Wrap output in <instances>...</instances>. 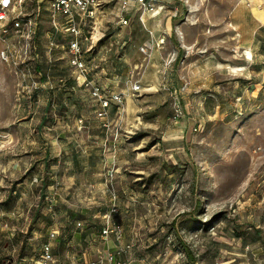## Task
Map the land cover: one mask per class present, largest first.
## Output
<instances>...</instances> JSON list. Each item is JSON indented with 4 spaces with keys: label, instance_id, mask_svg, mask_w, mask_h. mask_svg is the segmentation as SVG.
<instances>
[{
    "label": "rangeland",
    "instance_id": "374dc122",
    "mask_svg": "<svg viewBox=\"0 0 264 264\" xmlns=\"http://www.w3.org/2000/svg\"><path fill=\"white\" fill-rule=\"evenodd\" d=\"M187 1L149 58L153 23L132 18L83 85L72 35L26 3L54 35L30 66L0 52V264H35L48 241L51 264H264V56L230 73L235 0Z\"/></svg>",
    "mask_w": 264,
    "mask_h": 264
},
{
    "label": "built area",
    "instance_id": "2783aa9c",
    "mask_svg": "<svg viewBox=\"0 0 264 264\" xmlns=\"http://www.w3.org/2000/svg\"><path fill=\"white\" fill-rule=\"evenodd\" d=\"M157 0H0V39L3 47L1 49V57L3 60L16 61L18 55L24 57L22 62L28 66L31 57L39 56L37 47L39 45L37 39L38 20L36 14L25 12L27 2L43 3L48 10L49 20L52 27L56 31H64L72 35L67 42V51L71 54L70 63L78 70L76 82L80 85L88 83L89 76L94 68L93 56L87 57V52L99 41L109 27V22L122 27V32L118 35L122 36L124 29L129 25L132 15L128 12L133 10V6H137L139 18L142 22H146L148 15H158L163 8L164 3L155 4ZM159 38L143 43L139 50L144 54L145 58L152 56V52L156 51L165 41L166 31H163ZM53 31H47V37L51 38ZM90 41V46L85 49L84 42ZM50 44L54 45L53 40ZM58 46V44H56ZM114 43L110 42L104 47V52L112 51ZM48 49L51 47L48 46ZM239 50V47H235ZM253 55L251 57V61ZM142 89L140 80L134 83L133 92ZM114 100L122 98L121 94H114ZM107 99H103V106L109 105ZM51 244L48 241L42 248L41 257L35 260V264H51L54 261V255L51 250Z\"/></svg>",
    "mask_w": 264,
    "mask_h": 264
},
{
    "label": "crops",
    "instance_id": "0c3cea01",
    "mask_svg": "<svg viewBox=\"0 0 264 264\" xmlns=\"http://www.w3.org/2000/svg\"><path fill=\"white\" fill-rule=\"evenodd\" d=\"M160 3H164L166 6H170L171 15L166 18V25L164 26L165 29L163 30L170 32L173 28L175 14L182 13L185 9V6H187L189 3L187 0H157L155 4ZM255 7H258L257 11H255ZM181 8L183 9V11H181ZM165 15H167L166 11H163L162 13H159L155 16L148 15V19L146 22L153 23V26L150 28L152 35L149 37L148 41L156 39L157 35L158 37L163 35V32L159 33L158 30L161 29L160 19ZM132 18H134V16H132ZM212 19H214L215 21L217 20L215 16H213ZM226 20L232 26L229 30L230 35L233 36V42L239 44L240 48L244 50L243 53L246 55L248 54V50H250L254 55V58H263L264 54L259 50L262 46H264L262 39L264 32V0H235L227 12ZM214 27L215 28L212 31L213 33L212 35H210V37L212 38L213 44L217 45L219 44L221 35L220 33H217V26L214 25ZM125 29H127V26ZM215 54V49H212L202 55H197L196 53L195 56H191L190 54H187L186 63L190 66L194 65L199 61V59H203L205 56H207L209 62L214 63L218 61L216 60L217 58L215 57ZM251 62L252 61H249L245 57H236L232 62H227L226 65L230 64L237 66H248V64H251ZM59 255H61V253ZM67 256H69V254ZM54 257L59 256L54 254ZM55 259L57 260V258Z\"/></svg>",
    "mask_w": 264,
    "mask_h": 264
},
{
    "label": "trees",
    "instance_id": "16d2710c",
    "mask_svg": "<svg viewBox=\"0 0 264 264\" xmlns=\"http://www.w3.org/2000/svg\"><path fill=\"white\" fill-rule=\"evenodd\" d=\"M38 5L44 11L42 13V15L39 13V16H41L43 18L44 17H48L49 18L48 10L46 9V5L43 4V3H39ZM132 14L134 15V17L138 14L137 6H135V5L133 6V10L128 12V15H132ZM37 20H38L37 39H38V43H39V45L37 47V52L40 54V52H44V49H45L44 38L46 37L45 33H47L48 30L44 33V31L41 29V23H40L41 20L38 18V15H37ZM108 25H109V27L106 30H104L105 31V35L99 41L96 42V44L92 47V49L90 51L87 52V57L88 58H91V56L94 53H96V52L97 53H103V50H104L103 47H104V43L106 41L109 42V43L110 42L114 43L112 51H110L111 54L112 53H117L119 49L120 50L124 49L127 46V42L129 41L128 33H126V31H124L122 36L119 37L118 34L120 32H122V27L119 26V25H115L114 23H110V22H109ZM64 34L70 35L69 33H64ZM68 38L69 37H67L65 39L63 38L62 39L63 41H60V42L64 43V44L62 43V45L66 46V44H67L66 42H67ZM38 66H39V64L36 66V70L37 71H38ZM45 185H46V183H45ZM52 248H51V250H52V253H53L54 251H53ZM41 254L42 253H40L39 256H41ZM53 255H54V253H53ZM192 258H195V257H192ZM36 259H38V258H36ZM54 260H55V257H54Z\"/></svg>",
    "mask_w": 264,
    "mask_h": 264
},
{
    "label": "bare ground",
    "instance_id": "6f19581e",
    "mask_svg": "<svg viewBox=\"0 0 264 264\" xmlns=\"http://www.w3.org/2000/svg\"><path fill=\"white\" fill-rule=\"evenodd\" d=\"M255 9H256L255 11H257L258 10V7H255ZM230 26H231V24H230ZM247 53L248 54H246L245 57L251 59V57L253 55L252 52L250 50H248ZM226 68L229 69V72L230 73H237L238 71L245 69V66H240V65L237 66V65H230L229 64V65L226 66Z\"/></svg>",
    "mask_w": 264,
    "mask_h": 264
},
{
    "label": "snow or ice",
    "instance_id": "6c2138e0",
    "mask_svg": "<svg viewBox=\"0 0 264 264\" xmlns=\"http://www.w3.org/2000/svg\"><path fill=\"white\" fill-rule=\"evenodd\" d=\"M5 3H7V0H5Z\"/></svg>",
    "mask_w": 264,
    "mask_h": 264
}]
</instances>
